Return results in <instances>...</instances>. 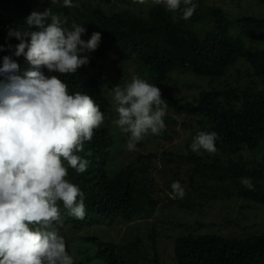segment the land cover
<instances>
[{"label": "trees", "instance_id": "trees-1", "mask_svg": "<svg viewBox=\"0 0 264 264\" xmlns=\"http://www.w3.org/2000/svg\"><path fill=\"white\" fill-rule=\"evenodd\" d=\"M33 1L0 0V45L15 46L20 42L15 37L8 39L9 29L15 28L9 23L26 27L25 20L18 15L31 9ZM260 1L264 4V0ZM127 2L126 7H112L110 13L99 11L98 17L86 4L81 5L82 10L59 3L41 8L39 11L51 8L62 19L66 17L65 28L70 29L73 21L84 26L86 32L81 38L85 41L94 32L101 33L99 47L81 54L89 57V63L76 73L42 70L47 75H58L68 85L69 94L92 96L104 115L111 105L105 92L109 88L113 91L115 86L96 59H103L108 53H115L123 61L136 62L157 83L178 72L206 78L212 85L210 89L202 90L193 101L176 100L174 106L189 115L186 124L196 127L194 136L200 131L217 134V150L214 153L202 150L200 154L191 149L186 153L166 151L159 157L155 152H140L133 162L113 169L110 165L113 136L106 127L96 129L92 140L85 142L84 151L77 153L89 161L87 170L78 173L68 167L66 177L85 194L84 219L69 215L63 203L58 202L63 224L57 227L66 239L74 264H139L141 258L136 251L139 241L123 245L109 238L107 231L93 232V228L127 226L138 219L152 218L160 208L156 193L158 198L163 193L165 201L173 205L180 202L177 207L186 211L205 207L212 200L236 197L240 207L252 204L254 213L257 206L264 205V17L244 14L234 18L220 6L203 10L202 0H193L198 5L193 16L184 20L178 12V19L173 22V13L163 5L152 6L144 13L136 9V0ZM208 18L210 27L202 31L195 28ZM249 41L261 46L252 49ZM5 55L15 61L26 59L23 55L16 57L14 47L6 48L0 65ZM233 66L238 74L248 78L246 85L237 87L227 79L222 85H213L225 78ZM247 151L255 157L247 159ZM158 160L175 167L160 174L165 186L160 189L156 177ZM185 163L190 164L191 172L182 179L176 168ZM242 178H250L255 190L246 188ZM173 182L184 187L183 199L169 195ZM254 225L247 227L251 229ZM71 240L76 242L75 250L71 249ZM174 253L176 264H264V232L242 236L216 232L181 234L175 238Z\"/></svg>", "mask_w": 264, "mask_h": 264}, {"label": "clouds", "instance_id": "clouds-1", "mask_svg": "<svg viewBox=\"0 0 264 264\" xmlns=\"http://www.w3.org/2000/svg\"><path fill=\"white\" fill-rule=\"evenodd\" d=\"M141 5H163L176 22L190 19L198 5L193 0H136ZM58 4L59 0H52ZM183 5V7H181ZM72 7V0H63ZM51 8L33 10L24 28H10L8 39L20 42L0 45V51L12 49L24 56L30 67L20 65L5 55L0 65V264H74L65 238L58 202L68 214L84 219V192L68 176V167L78 173L87 170L89 161L77 153L84 151L94 131L104 123L105 115L92 96L69 94L68 85L58 75L73 74L89 63L87 55L99 47L101 33L94 32L85 41L86 28ZM30 37V41L29 38ZM111 103L118 118L112 123L127 134V149L135 151L149 133L158 135L166 128L164 116L168 103L159 87L132 76L123 87L111 93ZM215 132L200 131L193 138L191 151L216 152ZM67 162V167L65 165ZM241 183L255 190L250 178ZM172 198L186 195L179 182H173Z\"/></svg>", "mask_w": 264, "mask_h": 264}, {"label": "rangeland", "instance_id": "rangeland-1", "mask_svg": "<svg viewBox=\"0 0 264 264\" xmlns=\"http://www.w3.org/2000/svg\"><path fill=\"white\" fill-rule=\"evenodd\" d=\"M72 2V8L81 10L83 9L81 5L86 4L88 9L91 8L93 10L96 17L99 16V11L110 13L113 10L112 7L117 9L128 6L127 0H111V2H106L105 0H72ZM59 4H63V0H59ZM45 5L57 4H53L52 0H34L32 8L25 9V13L19 14L18 18L25 20L33 10L39 11ZM209 6H220L234 18L244 14H255L264 17V4L260 0H202L201 9L206 10ZM151 7L136 3V9L139 12L146 13ZM9 24L15 26V28L25 27L20 23ZM210 26L211 18H208L204 22L196 24L195 28L202 31L205 27ZM1 38L3 39V36ZM248 44L252 49L261 46L256 41H249ZM2 55L3 51H0V59ZM91 57L93 58V56ZM96 60L101 64L106 72L107 79L114 86L125 85L131 81L132 76L136 75L159 87L162 92V99L168 103L166 115L164 116L166 128L158 135L149 133L137 145L135 151H129L127 149V134L123 133L119 127L112 123L113 120L118 118V114L111 103L112 91L110 88L106 90L105 94L111 105L105 114V121L100 127H106L115 142L110 164L113 169L133 162L140 152H155L158 157L162 156L166 151L173 153L189 152L191 149L190 145L195 137L193 131L196 127H190L186 124L190 120L189 115L184 112L180 113L174 103L176 100L193 101L202 90H208L212 87L208 79L199 78L190 73L181 74L178 72L173 73L167 81L157 83L149 74L146 75L144 73V68L139 64L132 60L123 61L115 53H108L105 58ZM17 62L20 65L21 72L30 67L26 65L28 64L26 59L18 60ZM235 68V66L230 67L227 76L221 81H215L213 85L216 86L219 83L222 85L225 79L237 87L246 85L249 81L248 78L245 75L238 74ZM245 156L247 159H251L254 154L247 151ZM65 165L67 167V162H65ZM163 168H166V170H163ZM173 168L175 167L163 165V162L158 160L156 171L158 189L165 188L164 180L160 174L169 172ZM176 169L181 173L182 179L187 178V173L191 172V166L188 163ZM169 177L171 178L170 175ZM162 192H165V190H162ZM160 196L161 198H158L157 193L155 194V197L160 200V208L152 218L138 219L127 226L123 225L109 229L104 227L93 228V232L107 231L109 238L123 245L139 241V248L136 250L141 258L139 264H176L174 241L181 234L216 232L226 236H242L255 231L264 232V205L257 206V212L254 213L251 208L252 204H245L244 207H240L238 204L239 200L236 197L226 200H212L205 207H192L191 210L186 211L177 207V204L181 205L180 202L173 205L170 201H165L166 198L163 193ZM200 203L203 204L204 200L201 199ZM251 223H255V225L249 229L247 226ZM153 237L155 238L154 240ZM70 246L71 249H76L75 240L70 241Z\"/></svg>", "mask_w": 264, "mask_h": 264}]
</instances>
